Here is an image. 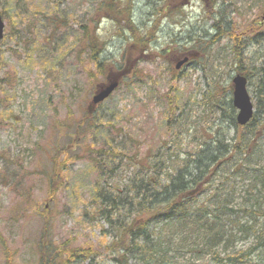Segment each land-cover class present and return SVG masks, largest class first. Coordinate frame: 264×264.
Here are the masks:
<instances>
[{
    "label": "rangeland",
    "instance_id": "rangeland-1",
    "mask_svg": "<svg viewBox=\"0 0 264 264\" xmlns=\"http://www.w3.org/2000/svg\"><path fill=\"white\" fill-rule=\"evenodd\" d=\"M24 1L45 13L58 2L59 10L68 12L69 26L56 33L45 20L17 16L13 0H1L9 17L3 16L0 41V264H39L45 228L54 243L92 245L102 253L83 264H119L106 249L117 235L119 215L107 217L111 206L105 197L124 202L136 171L131 158L177 151L184 159L214 134L225 141L240 136L242 127L237 133L233 127L234 45L240 47L241 74L252 77L250 127L260 137L264 162V84L258 73L264 63V0H134L133 18L143 31L159 17L158 9L169 10L142 56L140 44L133 48L126 39L130 32L119 35L98 9L103 0ZM216 20L220 31L213 27ZM83 26L97 28L105 41L101 57L108 59V76L95 75ZM214 38L219 41L208 43ZM188 54L192 61L177 70L178 60ZM112 74L119 87L90 107L94 92ZM209 98H216L213 106ZM66 150L73 157L62 167L60 189L51 197V160ZM248 185L237 181L231 192L228 209L237 212L225 216L233 221L227 225L231 239L213 248L221 257L257 250L256 256L264 248L259 241L264 219L241 211L252 197ZM177 246L170 251L172 264L217 263L211 254L198 256L194 245L180 251ZM239 264L264 260L256 256Z\"/></svg>",
    "mask_w": 264,
    "mask_h": 264
},
{
    "label": "trees",
    "instance_id": "trees-1",
    "mask_svg": "<svg viewBox=\"0 0 264 264\" xmlns=\"http://www.w3.org/2000/svg\"><path fill=\"white\" fill-rule=\"evenodd\" d=\"M13 1L17 16L24 15L29 22L45 20L56 33L63 26H69L68 12L60 11L58 2H55L53 11L52 8H47L45 13L38 8H29L27 1ZM103 1L98 9L106 12L107 17L117 28L116 32L124 37V31L128 30L131 36H126V39L134 44L132 47L140 44L138 45L141 46L140 56L146 51L148 53L151 45L148 38H151V42L155 40L162 17H168L169 10L162 7L158 9L159 17L143 31L133 18L134 0ZM0 7L3 9L0 12L4 18L8 19V10L3 8L1 0ZM93 22H96L95 19ZM213 27L220 31L218 20ZM260 33H264V30ZM82 34L89 49L90 61L95 65V75L106 76L105 71L109 62L106 57H101L105 51V41L99 36L97 28L83 26ZM226 34L232 35L234 40L237 39L233 34L228 32ZM218 41V38H214L208 43ZM233 58L237 63L235 68L237 73H243L245 68L240 56V47L235 45ZM116 66L118 67L117 64ZM258 73L264 84V63ZM112 76L113 74L107 80H111ZM246 77L248 80L252 79L250 73H247ZM231 89L233 90V85ZM215 99L209 98L208 106H213ZM232 108L236 109L234 105ZM254 121L253 116L248 124L242 126L238 124L236 117L233 127L235 133L242 127L240 136L236 135L225 141L223 137H215L214 134L212 138L203 142L199 150L184 159L180 158L177 151L169 157L153 154L139 157L137 160L131 158L130 165L135 167L136 171L131 177L130 189L124 202L117 204L113 197L104 196L110 199L108 202L111 209L106 213L107 217L112 218L113 213H116L120 220L118 223L115 219L117 233L114 235L115 239L106 244L109 256L119 264H127L130 260H136L141 264H150L152 261L154 264H172L170 251L172 245L178 244V251L194 245V251L198 256L211 254L216 264H239L249 262L250 259L253 261L256 256L259 261L264 260V248H261L259 255L256 256L257 250L228 257H221L213 251V248L231 239L227 225L233 221L226 222L225 216L237 213L228 209L229 198L237 181L242 183L249 181L248 193L252 196L248 200L250 202L247 203L248 208L241 211L253 219L257 217L264 219V162L261 163L263 152L256 142L260 139L256 129L250 127ZM166 150L169 152L170 148L166 147ZM64 153L65 155L57 152L51 160L53 167L49 188L51 197L57 195L62 169L73 157L67 150ZM64 156L66 158L61 161ZM99 192L103 193L101 189ZM204 194L208 197L206 202L201 200ZM260 231L259 241L264 244V225ZM39 253V264H83L102 256V253L92 245L71 246L67 243H54L47 228L41 237Z\"/></svg>",
    "mask_w": 264,
    "mask_h": 264
},
{
    "label": "water",
    "instance_id": "water-1",
    "mask_svg": "<svg viewBox=\"0 0 264 264\" xmlns=\"http://www.w3.org/2000/svg\"><path fill=\"white\" fill-rule=\"evenodd\" d=\"M6 23L0 13V41L5 35ZM189 56H185L181 61L178 62L177 68L179 69L183 64L189 61ZM120 80L118 77H114L105 85L98 88L92 98L93 105H97L106 99L119 87ZM233 105L238 110L237 122L240 125L248 124L254 116V103L251 95L248 91V79L238 73L233 77Z\"/></svg>",
    "mask_w": 264,
    "mask_h": 264
},
{
    "label": "flooded vegetation",
    "instance_id": "flooded-vegetation-1",
    "mask_svg": "<svg viewBox=\"0 0 264 264\" xmlns=\"http://www.w3.org/2000/svg\"><path fill=\"white\" fill-rule=\"evenodd\" d=\"M190 61H192V57L190 58Z\"/></svg>",
    "mask_w": 264,
    "mask_h": 264
}]
</instances>
